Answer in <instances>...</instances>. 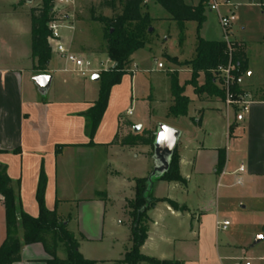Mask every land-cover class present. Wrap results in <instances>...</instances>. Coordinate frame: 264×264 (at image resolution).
Listing matches in <instances>:
<instances>
[{
    "label": "crops",
    "instance_id": "obj_1",
    "mask_svg": "<svg viewBox=\"0 0 264 264\" xmlns=\"http://www.w3.org/2000/svg\"><path fill=\"white\" fill-rule=\"evenodd\" d=\"M10 4L20 6L25 3L16 0ZM234 5L241 6V8L248 7L250 11L248 14L252 16V20L249 16L241 19L243 34L241 39L234 40L242 44L246 55V71L242 74L240 89L249 95L248 105L243 110L240 106H227L223 100L215 96H198L196 94L197 101L206 104V107L196 108L199 118L192 122L195 124L194 128L202 129L201 118L205 114L210 115L216 121L223 117L225 125L220 124L221 133L218 132V134L228 137L238 128L241 129L242 114H244L246 119L243 130L245 134V145L242 150L243 162L240 159L237 167H233L229 172L227 170L229 158L225 149L200 145L198 140L200 132L191 134L186 131L184 136L186 141L181 142L182 133H180L176 149L179 157V172L185 183L190 179V174L183 175V167L186 166L189 170H193L194 174L205 171L203 168L206 164L203 160H199V157L209 149L214 151V158L209 165L205 166L207 174L213 172L219 178L226 174L238 175V177L244 175L247 181L264 176V0H240ZM206 7H208V1ZM225 7L231 10V5ZM27 8L29 9L30 6ZM27 17L29 19L28 15ZM13 21L7 19L3 24L0 19V162L6 166L11 185L15 188L16 181L19 182L18 195L21 206L27 214L33 217L38 215L35 193L39 176L41 173L43 174L45 207L56 212L77 240L78 251L83 257L89 259L91 257H87L88 255L85 253L87 249L83 250L82 243H91L102 239L105 203L112 198V187H119L118 193H121L125 208L127 200L134 195L135 179L147 177L153 167L149 146H122L113 142L115 135L119 132L121 118H126L133 126L138 125L139 129L142 127V129L156 130L158 123L179 128L175 124L176 121L178 118L186 117L187 114L179 117L171 116L175 121H168L170 117L168 108L172 104L168 86L169 96L162 100V115L155 117L154 105L157 102L153 95L148 93V96L141 99V102L146 106L144 117L131 118L133 112L127 114V110H133L132 95L136 80L133 77V72H130V75L126 74L122 77L120 84L111 88L107 107L92 137L93 144H88L89 138L85 135V119L82 113L88 110L97 98L98 79H93L97 73L92 74L91 82L85 80L72 82L76 73L68 71L69 66L64 59L53 53L47 66V74L52 75L51 85L45 96L40 95L31 80L38 73L32 70L30 19L27 25L23 23L18 26L19 30L10 28ZM19 36H22L24 41L18 40L14 45L12 40ZM65 45L67 46V44ZM186 68L191 74V68ZM175 73L177 74V72ZM55 75L60 77L62 83H68L63 92L56 89L51 90ZM177 78L179 81L178 74ZM188 80H185V83ZM93 83L95 86H92ZM179 84L183 85L180 81ZM215 84L218 86L217 82ZM189 100L188 106L193 102L192 99L189 98ZM189 118L191 120V117ZM230 127L232 130L229 129ZM122 130L126 133V129ZM56 147H58L57 152H55ZM219 150L224 152L225 162L221 171L218 172L216 167ZM113 156L123 162L127 169L121 167L117 161L112 164ZM100 157L102 161L99 163ZM239 166H243V172L238 171ZM103 178L104 187L101 185ZM162 183L176 182L158 180L152 185L153 192L154 188H161ZM97 193L104 194V197ZM153 197L167 198L155 193ZM156 204L153 209L156 208ZM165 204L170 213H177L167 203ZM216 222L214 214L203 212L196 219L195 224H190L191 236L186 238L192 246L194 245L191 247L193 255L172 259L178 260L182 264H223V260H227V257L221 255V247L216 243ZM17 233V236L20 237L21 229ZM5 236V213L0 195V245ZM114 240L116 241V239ZM128 241H130V237ZM146 241L147 238L140 250L146 245ZM129 247L130 242L125 248ZM158 258L165 259L163 256ZM243 258L245 263L248 257ZM47 259H49V255L44 251L42 245L31 243L22 246L20 259L12 264H46ZM92 260L103 261L93 258ZM261 260L264 259L261 257Z\"/></svg>",
    "mask_w": 264,
    "mask_h": 264
},
{
    "label": "rangeland",
    "instance_id": "obj_2",
    "mask_svg": "<svg viewBox=\"0 0 264 264\" xmlns=\"http://www.w3.org/2000/svg\"><path fill=\"white\" fill-rule=\"evenodd\" d=\"M12 1L15 2L16 0H0V19L3 24H5L7 19L14 20L11 27L7 26L19 30L18 26H21L23 23L24 25L28 24V10L37 7L39 0H23L25 4L20 6L9 5ZM102 1L72 0V4L67 5L66 8H62L63 6L56 8L55 2L52 1L53 8H56L58 12L67 11V17L59 28L60 36L63 37L61 41L67 44L70 52L88 60L92 70L85 76L75 74L72 82H82L84 80L91 82L92 74L97 73L98 75L101 70H104V67L107 66L106 68H109L112 65L111 61L109 63V59L104 52L102 24L90 20L91 8L95 9L96 14L112 15L110 9L100 7ZM210 1L208 0V3ZM215 1L222 4L224 0ZM184 2L194 5L198 0H184ZM228 2L231 5L230 9L236 16V20L227 29L226 33H228V39L234 41L235 39H241L243 34L241 19H245L246 16L248 18L250 11L248 7L241 8V6L234 5V3L240 2V0H230ZM27 6H30V8L28 9ZM142 10L148 11L150 25L147 28L144 46L134 52L133 58L127 66L128 74L130 75V72H133V77L136 80L132 95L133 114L131 118L144 117L146 106L141 102V99L149 94H152L157 102L154 105L155 117L162 115V100L167 99L169 96V78L167 77V73L177 72L179 81L184 85V94L193 101L188 106L187 116L178 118V121L175 123L179 127L177 129L182 133L180 141H186V139L184 140L186 131H189L191 134L200 132L198 138L200 145L209 148L219 147L226 150L229 158L227 170L230 172L233 167H237L240 159L243 162L242 150L245 145L243 130L246 116L242 114L241 129L238 128L228 137L224 134H218V132L221 133L220 124L225 125V118L223 117L221 120L216 121L210 115L205 114L201 118L202 129L194 128L195 124L192 121L199 118L196 108H205L206 104L198 102L197 95L193 92L192 84L185 83V80H190L191 78L189 69L186 67H190L187 62L195 56L197 36L202 39L224 40V29L219 23L217 12L210 11L205 6V20L197 29L195 21L184 22L182 27H180L153 0H146L143 3ZM228 10L229 8L223 5H220L218 8L221 15H225ZM249 17L252 20V16ZM242 23L244 24V22ZM18 40L24 41L23 37L19 36L17 39L12 40L13 44L15 45ZM48 42L51 46V54H53L54 42L50 38H48ZM69 43L70 45H68ZM158 63L162 64V68L157 66ZM34 66H36L35 62ZM34 72L38 73L36 70ZM68 80L70 81V79ZM202 82L203 75L199 74L196 83L200 84ZM67 84L62 83L60 77L55 75L51 90L56 89L63 92ZM97 84L99 83L97 82ZM92 86H95V83ZM151 87L152 89H150ZM189 117H191V120ZM125 120L126 118H121L120 124L121 128L126 129V132H128L130 128L128 129L123 124ZM168 121L174 122L175 119L170 116ZM122 129L120 133L124 134L125 132ZM141 130H143L142 127L139 131ZM130 131L132 132V129ZM222 131L224 133V127ZM151 154L152 149L150 148L152 160ZM213 154L214 151L209 149L200 155L199 160H203L204 164L209 165L212 158H214ZM101 161L102 158L100 157L98 162L100 163ZM111 161L112 164L117 161L121 167L127 169V166L123 162H120L118 158L113 156ZM206 165L203 168L205 171ZM192 171L186 166L183 167L182 174H190V179L186 180L185 184L162 183L161 188H154V192L152 190V195L155 193L156 195L167 197L179 205H184L186 210L176 211V214L170 213L163 202H158L155 209L151 208L148 210V237L146 245L140 250L141 253L154 258L163 256L165 259L192 256L193 249L191 247L194 245L192 246L190 241L186 239L191 236L189 227L191 223L195 224L196 219L203 212H206L214 214L217 222L223 220L228 222L226 229L216 228L215 230L216 243L221 247L220 253L222 256L225 255L227 257V260H223V264H244L243 257H248L245 261L250 259L251 264H264V260H261V257L264 256V239L253 245L257 235H264V176H258L253 181H247L244 175L238 177V175L226 174L219 178L213 172L207 174L203 171L202 173L194 174ZM237 180H240V184H237ZM102 182L101 185L104 187V178ZM156 182L158 180H154L153 178L152 184ZM118 189L119 187H112V198L105 203L102 239L96 242L82 243L83 250L87 249L86 251L84 250L88 255L87 257H91L89 259L103 260H97V264H113L115 260L122 257L124 250L127 249L125 247H128V243L130 242L128 241L130 237V218L127 213V202L124 208L123 199L121 198V193H118ZM101 196L104 197V194H101ZM132 198L129 200H132ZM56 255L59 258L65 256L62 243H58Z\"/></svg>",
    "mask_w": 264,
    "mask_h": 264
},
{
    "label": "trees",
    "instance_id": "obj_3",
    "mask_svg": "<svg viewBox=\"0 0 264 264\" xmlns=\"http://www.w3.org/2000/svg\"><path fill=\"white\" fill-rule=\"evenodd\" d=\"M23 0H21L22 2ZM53 0H39V5L28 10L31 32V60L32 70L38 74H47V66L51 58V47L48 37L51 35L48 23L56 19L53 10ZM158 3L180 27L184 22L195 21L197 29L205 20L204 7L208 0H199L196 5H188L184 0H153ZM144 0H103L100 7L112 11L111 16L96 14L95 9L90 10V20L102 24V39L104 52L113 64L98 73V95L92 106L82 113L85 119V135L92 143V137L101 121L107 107L111 88L120 84L122 77L128 74L127 66L135 51L145 44V35L150 25L148 11H143ZM231 62L236 67V75L246 71V55L240 42H234L231 52ZM229 60L226 44L223 40H205L197 36L195 56L187 64L191 68V78L186 83H191L193 91L198 96L217 97L224 101V92L216 83L214 72L217 66L226 64ZM34 62L36 66H34ZM204 76L201 85L196 83L199 74ZM169 88L172 96V104L168 108V115L179 117L187 114L189 98L184 94V85H180L177 74L168 72ZM237 91V87H234ZM123 124L130 128L133 124L125 120ZM119 132L113 142L122 146L147 145L152 149L155 130L143 129L137 132L130 130L125 134ZM229 129L232 130V127ZM230 132V130H229ZM58 147L55 148V152ZM152 155V154H151ZM225 162V154L218 152L217 171H221ZM154 180L176 182L184 184L185 180L179 172V157L174 149L169 167ZM153 183V182H152ZM153 185V184H152ZM19 182L15 188L11 185V179L7 174L6 166L0 162V195L5 213L6 236L0 245V264H12L20 259L22 246L31 243H40L44 251L49 255L46 264H97L96 260L87 259L78 251V242L63 221L54 210H48L44 204L45 180L41 173L35 193L38 205L36 217L27 214L18 195ZM101 195V193H97ZM157 202L167 203L175 211H185L184 205L169 198H155L152 195V186L147 189V177L135 179L134 195L127 201L128 216L130 218V247L125 249L122 257L113 264H182L175 259H157L141 253L140 248L147 238L148 210ZM264 227V225H263ZM21 229L22 235L17 236ZM64 246V258L56 255L57 245Z\"/></svg>",
    "mask_w": 264,
    "mask_h": 264
},
{
    "label": "built area",
    "instance_id": "obj_4",
    "mask_svg": "<svg viewBox=\"0 0 264 264\" xmlns=\"http://www.w3.org/2000/svg\"><path fill=\"white\" fill-rule=\"evenodd\" d=\"M146 0H144L145 2ZM56 4V8H61L60 6H63L62 8H66L67 5L72 4V0H53ZM220 5L229 6L228 0H224L221 3L216 2L215 0H211L208 3V7L211 11H216L219 17V23L221 27L224 29V42L226 44V51L229 56V60L226 64H222L217 66L214 75L216 76V82L218 84V87L221 88L224 92V103L227 106L230 105H238L240 107L246 108L248 105V97L249 95L247 92L240 89L241 83H242V74L236 75V67L231 62V52L233 43L235 41H231L228 39L226 33L227 29L231 26V24L236 20V16L233 11L228 10V12L225 15H221L218 11V8ZM56 8H53V10L56 12V19L52 20L48 23V28L51 32V35L48 37L50 40L54 42V53L57 54L60 58L64 59L66 64L69 66L67 69L68 71L72 73H76L80 76H85L86 74L90 73L91 66L90 62L88 60H85L84 58L70 52L68 47L61 41V36L59 33V28L62 26V22L67 17V11L58 12ZM49 43V42H48ZM50 45V44H49ZM51 47V46H50ZM110 63V60H108ZM157 66L159 68L162 67L161 63H158ZM107 69V68H105ZM234 87H237V91H234ZM131 109L127 110V114H131ZM244 168L243 166L238 167L239 172H243ZM237 184H240V180H237ZM228 226V222L223 220L221 222H216L217 229H226ZM264 259V256L262 257ZM244 264H251L248 260Z\"/></svg>",
    "mask_w": 264,
    "mask_h": 264
},
{
    "label": "water",
    "instance_id": "obj_5",
    "mask_svg": "<svg viewBox=\"0 0 264 264\" xmlns=\"http://www.w3.org/2000/svg\"><path fill=\"white\" fill-rule=\"evenodd\" d=\"M93 79H98V75L95 74ZM32 82L36 86L38 93L42 96L46 95L52 81L51 74H38L32 77ZM139 130L138 125L133 126V132ZM180 131L167 125L165 123H158L155 130L154 141L152 145V160L153 167L149 175L147 176V189L152 186L153 178L159 177L167 171L169 162L174 149L176 148L178 139L180 137ZM264 239V235H257L254 239L253 245L257 244L260 240Z\"/></svg>",
    "mask_w": 264,
    "mask_h": 264
}]
</instances>
